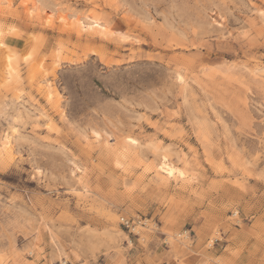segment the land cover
Returning <instances> with one entry per match:
<instances>
[{"label":"rangeland","instance_id":"374dc122","mask_svg":"<svg viewBox=\"0 0 264 264\" xmlns=\"http://www.w3.org/2000/svg\"><path fill=\"white\" fill-rule=\"evenodd\" d=\"M0 264H264V0H0Z\"/></svg>","mask_w":264,"mask_h":264},{"label":"bare ground","instance_id":"6f19581e","mask_svg":"<svg viewBox=\"0 0 264 264\" xmlns=\"http://www.w3.org/2000/svg\"><path fill=\"white\" fill-rule=\"evenodd\" d=\"M164 162V161H163ZM162 171L167 175H173V167L169 165L168 163H164L161 166Z\"/></svg>","mask_w":264,"mask_h":264}]
</instances>
